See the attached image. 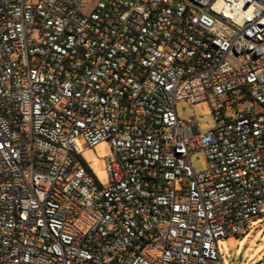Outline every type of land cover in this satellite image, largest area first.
Instances as JSON below:
<instances>
[{
	"label": "built area",
	"instance_id": "built-area-1",
	"mask_svg": "<svg viewBox=\"0 0 264 264\" xmlns=\"http://www.w3.org/2000/svg\"><path fill=\"white\" fill-rule=\"evenodd\" d=\"M262 216L264 0H0V264H224Z\"/></svg>",
	"mask_w": 264,
	"mask_h": 264
},
{
	"label": "rangeland",
	"instance_id": "rangeland-1",
	"mask_svg": "<svg viewBox=\"0 0 264 264\" xmlns=\"http://www.w3.org/2000/svg\"><path fill=\"white\" fill-rule=\"evenodd\" d=\"M180 119L197 118L199 130L207 132L215 127L212 110L208 102H199L190 106L185 102L176 103ZM111 154L107 142H101L93 148L84 149L80 158L92 171L100 184L108 181L105 168L106 158ZM196 171L206 168L204 152L197 151L191 155ZM249 231L243 236H229L217 241L218 252L224 264H258L264 263V216L248 223Z\"/></svg>",
	"mask_w": 264,
	"mask_h": 264
}]
</instances>
